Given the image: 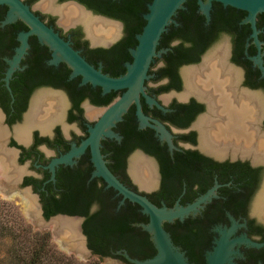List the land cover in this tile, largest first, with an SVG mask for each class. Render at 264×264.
I'll return each mask as SVG.
<instances>
[{
  "label": "flooded vegetation",
  "instance_id": "obj_1",
  "mask_svg": "<svg viewBox=\"0 0 264 264\" xmlns=\"http://www.w3.org/2000/svg\"><path fill=\"white\" fill-rule=\"evenodd\" d=\"M22 1L89 63L112 75L122 71L129 60L125 53L129 55L135 44L131 38L135 40L142 27L150 0H52L54 7L71 6L83 12L93 23L91 28L75 15L67 19V13L47 8L43 0ZM193 2L189 22L182 24L184 12L176 10L174 22L169 24L174 32L168 27L166 34L158 38L159 54L151 60L148 78L143 82L144 93L155 101L148 103L143 94L139 96L147 122L139 126L133 104L128 120L121 114L110 126L117 137L99 138L98 149L121 182L157 206L186 205L212 190L196 210L182 218L162 221L188 262L207 264V251L222 235L232 241L230 258L224 264H264V73L250 58L258 49L249 36V24L245 30L237 24L210 32L196 0ZM7 8L6 3H0V190L7 198H18L24 207L37 208L41 219L57 213L80 216L87 246L82 228L85 216L102 215L105 202L112 211L121 204V195L93 174L89 145L80 147L88 127L107 104L102 103L107 91L82 82L80 74L70 75L71 68L63 59L51 62L52 50L34 33L27 35V46L5 81V70L19 45L18 33L28 29L19 17L2 23ZM183 9L188 12L186 6ZM255 26L264 66V25L255 21ZM240 33L243 41L239 48L235 38ZM220 35H226L227 42L216 45L206 59L223 49L224 64L235 75L225 77L224 82L219 79L215 97L185 93V75L191 67L181 70V66L199 62ZM198 38L205 40L204 47L198 45ZM192 39L196 40L194 47ZM179 44L181 57L193 55L195 60H177L174 71L179 86L161 89L170 81L162 68L178 55L173 46ZM167 91L178 92L168 94L165 102L158 99L159 93ZM41 93L56 94L62 100L59 118L45 127L43 118L33 111ZM51 106L55 108L56 103ZM88 109L98 113L92 116ZM155 124L160 125L164 135ZM124 133L129 135L125 144ZM71 149L76 152L67 161L51 162ZM75 204L84 206L85 212L57 210ZM131 204L139 222L145 221L143 218L147 222L148 216L139 205ZM29 211V216H35V210ZM94 254L102 258V254Z\"/></svg>",
  "mask_w": 264,
  "mask_h": 264
},
{
  "label": "water",
  "instance_id": "obj_2",
  "mask_svg": "<svg viewBox=\"0 0 264 264\" xmlns=\"http://www.w3.org/2000/svg\"><path fill=\"white\" fill-rule=\"evenodd\" d=\"M183 1L185 0H150L147 3V10L143 14L145 21L140 32L136 34L135 46L130 48L131 60L124 63L125 69L122 73L110 75L89 63L65 39L58 35L50 25L41 20L25 2L22 0H0V3H6L8 6L2 23L12 21L14 18L19 17L28 26L26 31H20L18 33L19 45L15 47L13 60L5 70V81H7V78L15 67L16 60L22 55L27 46V35L34 33L39 41L46 43L52 50L50 61L55 62L57 59H63L71 68L70 75L80 74L82 82L88 81L91 84H97L102 88L103 92L111 89H122L118 95L102 107L96 120L88 127L87 137L81 142L80 147L85 144L89 145L91 159L94 165L93 174L102 177L106 185L115 189L121 195V201L123 198H127L130 201L136 202L140 206V210L148 216L147 222L140 223V225L148 232L155 250L151 256L142 259L129 256L122 250L123 255L134 264H192L188 262L178 245L173 243L169 233L163 228L162 221L171 220L174 217L182 218L188 212L196 210L199 203L209 198V193L212 191L208 190L193 202L186 205L178 204L173 207L157 206L144 194L133 190L121 182L107 167L98 149L99 138L103 136L117 137V134L110 130V126L121 117V114L130 103H133L135 106V114L139 126L147 122V117L141 111L139 96L143 94L148 103L152 101V98L144 93L143 82L148 76L147 69L151 60L155 55L159 54V50H156L158 38L166 29L167 24L174 22L172 16L176 9L182 7ZM212 1L196 0L197 8L204 15L205 20L209 18ZM215 1L245 11L240 22H248L251 28L249 36L258 49L257 53L250 56V58L257 64L260 71L264 73V66L261 64L259 52L260 40L257 38V28L255 26L257 13L264 12V0ZM206 54L201 55L199 62L202 61ZM199 62L184 64L180 69L182 70L184 67L196 65ZM73 152H76V150L71 149L67 153L54 158L51 162L67 161ZM56 216L68 220L76 219L77 237L81 241V247L88 254L98 257L85 244V237L80 227V216L57 213L50 217L53 218ZM231 242V240L226 239L222 235L216 239L212 249L206 253L207 264H224L227 262L231 254ZM102 257L112 256L102 255Z\"/></svg>",
  "mask_w": 264,
  "mask_h": 264
},
{
  "label": "trees",
  "instance_id": "obj_3",
  "mask_svg": "<svg viewBox=\"0 0 264 264\" xmlns=\"http://www.w3.org/2000/svg\"><path fill=\"white\" fill-rule=\"evenodd\" d=\"M129 5L131 6V4ZM184 6H186V11L188 10V12H185V10L183 9ZM194 7L195 4L193 0H185L182 3V7L176 9L184 12L182 13V24H186L189 22V16L194 13ZM244 14L245 11L242 9L235 8L230 5H223L219 1L215 0L211 2L208 20H205L204 15L201 13V15L203 16V23L207 24L209 28L208 30L210 32L221 27L233 28L237 24H242L243 30L247 29L248 22H240ZM171 23L173 22H170L169 24ZM258 23L264 25V12L257 13L256 24ZM169 24L161 33L162 36L166 34L168 27L171 28V25ZM177 29H183V27H179ZM140 30L138 32H140ZM170 31L174 32L172 28ZM138 32H136V34ZM136 34L135 40L131 38L130 42L132 44L134 42L136 44ZM185 36L187 37V35ZM242 39V33H240L235 38L236 47H241V41H243ZM195 43L196 40L192 39L191 47H194ZM205 44V40H201L200 38H198L199 46L204 47ZM173 47L178 53V55L174 56L178 57L173 56V59L169 60L167 66L162 68V73H166L170 77V81L168 84L162 85L160 87L161 89L168 88L169 86H179L178 78L174 71V66L177 60H195V56L193 55L186 57L185 54L183 55L184 57H181V52L183 49L180 44ZM160 49H162V51L165 50V48ZM125 57L129 59L125 62L131 60L130 53L129 55L125 53ZM124 69L116 74L113 73L112 75L122 73ZM26 71L29 72L28 69H26ZM119 90L120 89H111L107 91L105 96L102 98V103H108L114 96L119 93ZM132 109L133 103H130L126 110L122 113V117L128 120L132 116ZM127 137H129V135L124 133L122 143L126 142ZM131 202L133 203V201L125 198L124 202L120 201L121 204L115 211H112L113 209H108L109 207L107 206L109 205V202H105L102 205V215H100V213L95 218L90 214H87L85 216L86 218L82 222V228L87 236V246L91 248L92 252L116 257L126 264L134 263L129 261L123 255V253L121 252L122 250H124L129 256L139 259L151 256L154 253L155 249L152 241L149 238V234L140 225V222L144 223L146 222V219L143 218V220L145 221L139 222L137 210L134 208V205H132ZM57 210L60 212L63 211L68 213L85 212L84 206H78L76 204L69 207L59 206L57 207ZM3 236H7L11 239L13 251L8 256L6 255L5 258L0 257V264H6L4 260L7 258L9 259L10 264H99L98 258L93 260L87 259L85 261H78L72 255L65 254L62 251L57 250L49 242L48 231L31 230L30 227L20 218L15 208L10 206L8 203H4L2 200H0V240L3 238Z\"/></svg>",
  "mask_w": 264,
  "mask_h": 264
},
{
  "label": "bare ground",
  "instance_id": "obj_4",
  "mask_svg": "<svg viewBox=\"0 0 264 264\" xmlns=\"http://www.w3.org/2000/svg\"><path fill=\"white\" fill-rule=\"evenodd\" d=\"M43 3H44V5L47 6V8L54 9L60 13L61 12L67 13L68 14L67 19H68V17L75 15L76 19H80L83 22H85L88 27H90V28L92 27L93 23H91V20L89 19V17L87 15H85L83 12L77 11L76 9L72 8L71 6L54 7L52 4V0H43ZM114 29H115V27H114ZM212 52H214L213 49H212V51H210L209 53L204 55V57H203V59L199 65H201L205 61L206 57H208ZM224 53L225 52L222 49V50H220V52L213 53V55H211V57H209V59H206V61L201 66H199V65L189 66V67H191V69H189L185 75V76H187L185 93H188V92L196 93V94L202 95V96L207 97V98H212L213 96L215 97V94L217 93L216 90L219 89L218 81H220L222 79L224 82L225 77L231 78L232 76L235 75L234 72L231 69H229L226 66V64H224ZM197 66H199V67H197ZM186 68H188V67H186ZM231 81H233V80H231ZM184 84H185V78H184ZM52 102L56 103L55 108H53L51 106ZM61 107H62V100L58 95L49 94V93H45V94L41 93L37 97V103H36L33 111L36 112L37 115L39 114V116L41 118H43L44 127H45L49 123V121L56 120L59 118L60 113H61L60 112ZM87 111H88V114H90L92 116H93V114L98 113V112H95L94 110H90V109H88ZM55 218L60 219L61 217H55ZM72 221L73 220H68V219H63V218H61L60 220L56 219L54 225L57 224L55 227L58 228V231L61 234L63 231L62 228L68 227L66 229H68L70 233L72 232L71 236H75L74 231H76V230L74 229L75 225ZM68 223H71V224H68ZM61 234L58 233L57 235L62 236V238H64L66 236V234H65V236L61 235ZM68 240H70V239H68ZM72 241H74V239H72ZM75 241H77L76 247H78V246L81 247V241L79 239H76Z\"/></svg>",
  "mask_w": 264,
  "mask_h": 264
},
{
  "label": "rangeland",
  "instance_id": "obj_5",
  "mask_svg": "<svg viewBox=\"0 0 264 264\" xmlns=\"http://www.w3.org/2000/svg\"><path fill=\"white\" fill-rule=\"evenodd\" d=\"M34 8H36V2L33 3L32 5ZM40 9V8H39ZM41 11H44V9H40ZM228 37L226 35H220L218 36V38L216 39L215 42H213L204 52L205 53H209L210 51H212V49L216 48L218 45H220L221 42L226 43ZM217 45V46H216ZM223 45V44H222ZM215 46V47H214ZM213 47V48H212ZM202 54V55H203ZM148 78V76H147ZM150 81H149V85H150ZM183 91V89H182ZM181 91V92H182ZM173 91H167V92H162L159 93L157 95L158 99H160L161 101H167L170 93H172ZM178 92V91H176ZM173 92V93H176ZM180 92V93H181ZM155 100L152 99V102H154ZM66 124V123H65ZM67 126V125H65ZM160 125L159 124H155V128L156 130H159V132L161 134L164 135V130H160L159 129ZM0 200H2L4 203H8L10 206H12L13 208L16 209V212H18V215L20 216V218L30 227L31 230H46L49 233V242L51 243V245L56 248L59 251H62L65 254H70L72 255L76 260L78 261H85L87 259H96L97 257L95 255H90L88 254L84 248L82 247H76V243L77 241H75L76 239H79L77 237V220L76 219H72L73 223H74V229L76 231L75 232V236H71V233L69 232L68 229L66 228H62V234L58 231V228L55 227L57 224L54 225L55 220H60L59 218H54L51 219L52 217H49L47 219H41L38 216V209L34 208L31 209L29 207H24L23 205L20 204L18 200V198L14 197V198H7L4 196L3 192L0 190ZM29 210H35L36 214L35 216H29L30 212ZM52 221V222H51ZM71 224V223H68ZM68 228V227H67ZM17 229V228H15ZM16 231V230H15ZM61 234L64 235L66 234V236L64 238H62V236H59L57 234ZM68 234V235H67ZM72 237V238H71ZM70 239V240H68ZM72 239H74V241H72ZM81 248V249H80ZM13 251L12 248V242L11 239L8 238L7 236H3V238L0 240V257L5 258V256L11 254ZM99 264H126L125 262H123L122 260H119L116 257H99ZM6 264H10L9 259H5L4 260ZM3 262V261H2Z\"/></svg>",
  "mask_w": 264,
  "mask_h": 264
}]
</instances>
